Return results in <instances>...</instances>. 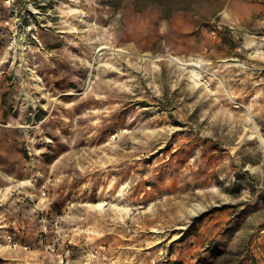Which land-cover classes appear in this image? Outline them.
<instances>
[{"label":"rangeland","instance_id":"374dc122","mask_svg":"<svg viewBox=\"0 0 264 264\" xmlns=\"http://www.w3.org/2000/svg\"><path fill=\"white\" fill-rule=\"evenodd\" d=\"M7 1L0 264H264V0Z\"/></svg>","mask_w":264,"mask_h":264},{"label":"bare ground","instance_id":"6f19581e","mask_svg":"<svg viewBox=\"0 0 264 264\" xmlns=\"http://www.w3.org/2000/svg\"><path fill=\"white\" fill-rule=\"evenodd\" d=\"M79 10H77V9H72V13H76V12H78ZM140 32L138 31V30H136L135 32H133L131 35H130V38H135L138 34H139ZM92 44H94V42H92ZM90 49H91V53H92V50H93V47L91 46L90 47ZM106 49H110V50H112L113 48H111L110 46H107V45H102V46H99L95 51H94V53H93V56L98 52V55H102L103 53H102V51L103 50H106ZM114 50V52H120V53H125L126 51H124V50H122V49H113ZM147 56V55H146ZM96 59H98V56L96 55ZM95 59V60H96ZM169 60L171 61V62H173V63H175L176 65H189V66H195V67H198L195 63H192V61H191V59L190 60H186V62H181L179 59H177V58H174V57H170L169 58ZM190 73H191V75H190V77L193 79V80H195L196 81V83H198V80H200L201 79V74L197 71V70H194V69H192L191 71H190ZM250 131V130H249ZM249 135H247V137L248 138H257L261 143H262V145H263V147H264V139L262 138V136L260 135V133L257 131V130H252V131H250L249 133H248ZM0 183H3V181L2 180H0ZM120 196L122 195L121 193L119 194ZM105 204V202H100V203H98L96 206H102V205H104ZM119 209L120 210H125V209H127V208H124V207H119ZM198 207H195V208H193V209H191V214H197V211H198ZM154 231H156V230H154Z\"/></svg>","mask_w":264,"mask_h":264},{"label":"built area","instance_id":"2783aa9c","mask_svg":"<svg viewBox=\"0 0 264 264\" xmlns=\"http://www.w3.org/2000/svg\"><path fill=\"white\" fill-rule=\"evenodd\" d=\"M10 3H11V1L9 0V1H7V5L9 6L10 5ZM2 24H4V25H9L10 24V22L9 21H7V20H3L2 18H0V25H2Z\"/></svg>","mask_w":264,"mask_h":264}]
</instances>
